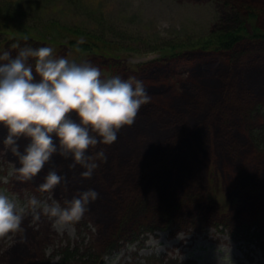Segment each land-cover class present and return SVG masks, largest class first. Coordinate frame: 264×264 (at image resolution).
Returning <instances> with one entry per match:
<instances>
[{
  "label": "rangeland",
  "instance_id": "obj_1",
  "mask_svg": "<svg viewBox=\"0 0 264 264\" xmlns=\"http://www.w3.org/2000/svg\"><path fill=\"white\" fill-rule=\"evenodd\" d=\"M233 1L238 4L248 3L253 5L254 9L262 10L257 21L264 28V0ZM7 3L13 8L16 7V15L27 23L35 24L39 20L49 19L63 24H77L137 48V53L129 54L125 61L131 65L128 68L125 62L117 64L114 68L107 67L104 60L94 62L102 69L104 75L118 71L116 74L142 78L151 95V100L140 107L143 110L134 122L127 126L126 133L121 134L116 147L119 154L125 155V161L137 159L141 162L147 154L150 157L162 149H169L174 138L178 137V132L172 136L170 132L180 129V124L188 123L189 127L201 121L202 142L205 144L202 160L204 156L205 159L192 182H196V188L203 189L202 193L215 180L218 183L215 185L218 188L215 200H218L221 206L218 207L216 201L210 202L199 192L194 194L193 199L198 198L202 204H206L211 215H215L216 210H222L225 213V223L231 224V221L237 219L239 226L247 225L246 223L255 218V207L246 205L239 214L234 213L232 216L231 208L235 211L237 209L235 202L240 195V179L249 176L251 182H259L254 181L251 175L257 166L264 163V154L255 157L252 149L258 145V148L264 149L262 74L255 71L250 75V84L259 94V106L249 117H244L242 111L240 88L233 97L228 95L231 94L232 82H226L223 71L221 80L226 87L219 100L225 104L224 109L215 114L214 118L215 107L213 104L206 105L204 111H210L209 116L204 114L194 118L186 109L194 99L186 98L184 90L192 88L199 92V99H208L214 89L219 87L211 81L213 74L218 73V66H214L219 62L220 55L188 51L186 62L179 59L180 61L172 60L166 63L158 62V53L152 50L162 43L197 38L211 30L228 27L232 24L228 7L216 0H52L45 3L41 0H0V6ZM165 21L166 24L163 23ZM2 39L3 35H0V41ZM254 56L259 57L264 64V54ZM137 63H142V67L150 70V73L138 70L135 66ZM247 100L250 101L248 97L244 101ZM227 109L238 116L229 124L224 122L227 119ZM164 112L179 116L176 118L184 117L185 122L178 119L170 123L168 119L171 117L162 115ZM207 118L210 119L208 122ZM229 125L235 126L241 133H230L226 130ZM4 132L3 129L0 131V140ZM218 137L222 138L220 143L226 146L229 155L216 152ZM165 141L168 143L163 147ZM93 149H98L97 145ZM150 160L151 158L145 159L144 165L148 162L149 166ZM13 162L12 153L5 152L0 144V177L9 175ZM175 172L177 176L176 169ZM118 173L121 174L122 170ZM181 177L186 178L184 174H180ZM262 180L264 181V177ZM0 190L13 194L22 205H27V199L32 194L41 200L48 199V193H34L35 189L28 184V180H17L14 175H9L7 183L0 180ZM184 190L182 187L180 192ZM138 193L145 202L148 201L144 187L140 188ZM189 194V191L185 190L184 196ZM53 195L57 199L56 195ZM58 200L63 202L65 198ZM225 223H208L206 219H201L186 225L170 223L166 229L158 227L150 231L144 230L134 240L121 242L117 250L102 254L97 264H264V234L234 236L231 234L233 224L226 228ZM22 224L26 226L24 231H29V234L22 232L0 236V264H59L65 251L85 255L91 252L93 238L89 232L95 233V228L87 217L77 222L74 230H58L51 218L43 213L37 218L29 209L24 214ZM20 238L22 241L17 242ZM77 257L70 258L63 264H74Z\"/></svg>",
  "mask_w": 264,
  "mask_h": 264
},
{
  "label": "trees",
  "instance_id": "obj_2",
  "mask_svg": "<svg viewBox=\"0 0 264 264\" xmlns=\"http://www.w3.org/2000/svg\"><path fill=\"white\" fill-rule=\"evenodd\" d=\"M49 1L52 0H41L43 3ZM216 1L221 2L230 10L232 15L231 25L226 28L211 30L209 33L197 38L162 43L152 48V50L158 53V62L166 63L179 59L186 62L188 51L200 52L204 55L219 54V62H216L214 66H218L219 70L216 75L213 74L211 81L219 87L214 89V92L211 93L212 96L210 95L205 100L197 97V93H199L197 90L189 87L186 91L184 90L186 98L194 99L193 103L186 107L187 112L194 118L204 116V114L208 117L210 111L205 112L204 107L212 104L215 107V112H211L214 114V118L215 114L222 112L225 104L219 98L222 97V91H225L226 87L221 80V72L224 71L226 82H232L231 94L228 95L233 97L234 93L240 88L242 111L244 117H249L255 113L259 106V94L255 91V87L250 84V75L255 71H259L264 80V64L259 57L254 56L260 53L264 54V28L257 21L262 10H256L253 5L248 3L238 4L233 0ZM16 13V7L13 8L8 3L0 6V35H3L0 48H7L13 54L17 50L15 48L17 41L21 44L27 42H31L33 45L49 44L53 46L57 55H64L77 60L88 59L93 63L104 60L107 67L114 68L117 64L124 63L129 54H135L138 51L137 48L126 44L124 41L111 39L77 24H63L57 20L49 19H42L35 22V24H31L21 20ZM26 35L29 37V41L22 39ZM81 37H83V42L79 43L77 47ZM125 64L127 68L131 66L126 62ZM135 66L138 70L150 73V70H145L142 67L144 66L142 63H137ZM104 71L106 70L104 69ZM117 72L112 71L109 73L116 74ZM204 91L207 90L204 89ZM246 97L250 101H244ZM181 100L184 101L183 98ZM142 110L139 109L137 115ZM162 115L170 116L171 119H168L170 123L178 119L185 122L186 119L184 117L183 119L176 118L179 116L167 112ZM237 118L238 116L234 112L227 109V119L224 122L229 124ZM209 120L207 118V122ZM127 126L129 125H124L118 130L117 139L111 144L101 143L97 145L98 149L104 148L107 160L99 163V167L95 169L91 177L80 176L79 173L83 170L81 165L77 164L75 168L69 167L70 158L63 157L59 153H53L51 159L45 163L38 174L28 180V184L35 189L33 190L34 193L38 195L46 194L47 192L38 189V185L43 181L47 171L54 168L67 178L66 185L60 183L53 191L57 199L71 198L73 195L78 194L79 190L89 187L95 188L99 192L98 198L89 204L88 211L84 215L95 228V233L89 232L93 238V246L90 247L91 252L85 255V253L78 254L65 251L63 252L64 258L59 264H63V262H67L68 259L76 256L78 257L74 264H97L102 254L117 250L121 242L134 240L144 230L150 231L158 227L166 229L170 223L186 225L193 223L194 220L201 219H206L208 223H215V221L225 223L223 219L225 213L222 210H216V214L211 215L206 204H202L198 198L193 199L196 192L201 193L203 190L196 188V182H192V178L202 168L205 159L204 156L202 160L205 144L202 142L201 121L191 124L189 127L188 123L180 124L178 127L180 129L170 132V136L178 132V137L174 138V142L169 149H162L150 157L147 154L141 162L137 159L125 161L123 159L125 155L119 154V149L116 148L121 139V134L126 133ZM2 129L0 128V131ZM3 130L5 131V129ZM226 130L230 133H241L233 125H229ZM221 139L218 137L216 140V152L229 155L226 146L220 143ZM23 142L22 140L21 143ZM167 143L165 141L163 147ZM258 147L259 145L252 148L255 157L264 154L262 152L264 149ZM147 158H151L149 166H147L149 159L144 165ZM13 159L18 163L15 156H13ZM175 169L177 170V176ZM119 170H122L121 174L118 173ZM180 174H184L186 178L183 179L184 176L180 178ZM263 177L264 163L257 166L256 171L251 175L254 181L259 182H251L248 179L249 176L243 177L239 181L241 188H239L240 195L237 196L239 198L235 202V208L237 209L235 211L231 208V216L234 213L239 214L246 205L255 207L256 211L255 218L250 223H246L247 225L239 226L237 219L230 222L233 224L231 234L234 236L264 234ZM186 179L189 180L185 181ZM217 184L215 180L212 181L210 186L206 187L201 194L206 196L210 202L216 201L218 207H220L221 204L218 200H215L216 189L218 192V188L215 186ZM142 187L145 188L148 196L147 202L138 193ZM182 187L189 191L188 196H184L185 190L180 192ZM233 203L231 202V204ZM187 214L190 215L187 216ZM231 224L225 223V227L228 228ZM22 225L25 229L26 226ZM23 232L29 234L27 230ZM20 241H22L21 238L17 242Z\"/></svg>",
  "mask_w": 264,
  "mask_h": 264
},
{
  "label": "clouds",
  "instance_id": "obj_3",
  "mask_svg": "<svg viewBox=\"0 0 264 264\" xmlns=\"http://www.w3.org/2000/svg\"><path fill=\"white\" fill-rule=\"evenodd\" d=\"M22 39L29 41L27 35ZM82 42L83 37L77 47ZM15 48V54L0 48V128L5 129L0 144L18 161L9 175L30 180L59 153L70 158L69 167L82 166L80 176L91 177L107 154L103 147L89 149L114 142L118 130L131 125L140 107L151 100L144 80L104 75L91 60L57 55L49 44L17 41ZM9 175L0 180L7 183ZM60 183L67 184L66 176L49 169L38 185L48 199L32 194L27 205L0 190V236L22 233L29 209L37 218L41 213L51 218L58 230H74L99 192L89 187L61 202L53 195Z\"/></svg>",
  "mask_w": 264,
  "mask_h": 264
}]
</instances>
